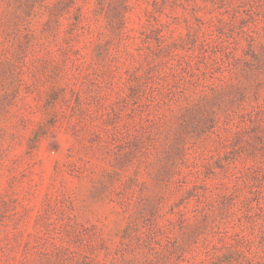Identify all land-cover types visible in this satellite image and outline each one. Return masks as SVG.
<instances>
[{"label": "rangeland", "instance_id": "1", "mask_svg": "<svg viewBox=\"0 0 264 264\" xmlns=\"http://www.w3.org/2000/svg\"><path fill=\"white\" fill-rule=\"evenodd\" d=\"M0 264H264V0H0Z\"/></svg>", "mask_w": 264, "mask_h": 264}]
</instances>
